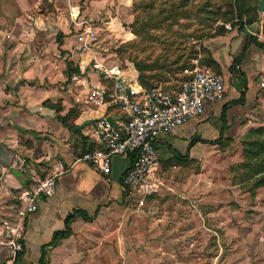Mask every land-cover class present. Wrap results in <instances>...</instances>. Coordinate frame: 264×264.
Segmentation results:
<instances>
[{
    "label": "crops",
    "instance_id": "0c3cea01",
    "mask_svg": "<svg viewBox=\"0 0 264 264\" xmlns=\"http://www.w3.org/2000/svg\"><path fill=\"white\" fill-rule=\"evenodd\" d=\"M75 5L79 8L78 20H85L94 32L101 28L94 20L107 19L103 23L106 24L133 15L132 0H0V264H116V261L124 264L126 258L122 252L114 254L106 244L105 225L111 222L114 213L121 211L124 196L120 178L128 166V158L112 156L106 175L89 163H72L79 152L98 148L93 133L95 119L102 115L112 121L123 119L115 105L86 104L82 97L84 88L80 91L77 88V94L65 89L70 73L104 86L107 92L111 88L109 79L85 67L92 58L104 60L101 51L105 47L100 46L99 40L85 52L76 50L75 32L79 27L68 15ZM249 34L252 33L246 27L235 28L205 42L223 79V98L208 105L203 118L160 135V153V146L164 145L181 154L187 149V158L201 160L207 146L228 147L247 129L261 124L264 95L259 80L264 77V50L248 44L240 62L232 63ZM11 53L15 54L13 58ZM121 68L124 74L137 79L131 65ZM241 93L242 103L231 104ZM226 104V129L220 142L196 141L187 148L192 136L201 139L219 136L222 125L219 115ZM55 116H68L65 122L71 128L87 120L92 123L72 131ZM56 161L62 162L67 170L57 177L55 193L38 196L36 209L25 212V204L17 196L34 187L35 181L48 174ZM10 196L16 197L18 204H7ZM75 209L93 215L92 219L74 214L68 223L70 233L49 245L53 231L63 230L64 217ZM101 220H105V225ZM18 232L22 235L18 239L21 256L15 260L8 241ZM110 234H117L119 244L122 243L118 229Z\"/></svg>",
    "mask_w": 264,
    "mask_h": 264
},
{
    "label": "rangeland",
    "instance_id": "374dc122",
    "mask_svg": "<svg viewBox=\"0 0 264 264\" xmlns=\"http://www.w3.org/2000/svg\"><path fill=\"white\" fill-rule=\"evenodd\" d=\"M258 1L132 0L133 15L106 24L107 19L94 20L101 24L95 36L108 64L137 63L155 81L179 83L198 68L218 73L205 42L235 29L237 20L264 41V0L261 11ZM180 66L185 69L177 73ZM259 86L264 95V77ZM241 137L225 148L207 146L201 160L178 161L161 145L156 192L141 205L124 199L108 225L100 222L111 251L122 252L124 264H264V185L251 192L235 183ZM10 197L7 204H18ZM114 229L121 232V244L110 234Z\"/></svg>",
    "mask_w": 264,
    "mask_h": 264
},
{
    "label": "built area",
    "instance_id": "2783aa9c",
    "mask_svg": "<svg viewBox=\"0 0 264 264\" xmlns=\"http://www.w3.org/2000/svg\"><path fill=\"white\" fill-rule=\"evenodd\" d=\"M78 12L79 8L75 5L70 8L68 15L72 23L79 27L75 32L76 50L85 52L93 47L96 36L85 20H78ZM32 24L35 26L36 22ZM87 66L111 81L110 90L107 92L104 86L70 73L66 91L76 92L77 88L79 91L84 88L82 97L86 104L115 105L122 112L123 119L112 123L103 115L95 119L93 133L99 143L98 148L79 152L72 163H89L106 175L110 171L112 156L127 157L128 166L120 178L123 196L126 201L141 205L144 198L155 193L161 184L156 175L160 165L159 136L172 133L190 120L203 118L207 106L223 98L222 76L206 68H198L177 89L165 90L160 85L145 87L136 78L124 74L121 67L108 64L103 59L92 58ZM65 170L67 168L63 163L56 161L48 174L35 181L34 187L23 190L17 196L25 204V212L36 209L38 196L49 197L55 193L56 179ZM20 233L11 236L8 241L12 256L21 250L18 241L22 237Z\"/></svg>",
    "mask_w": 264,
    "mask_h": 264
},
{
    "label": "trees",
    "instance_id": "16d2710c",
    "mask_svg": "<svg viewBox=\"0 0 264 264\" xmlns=\"http://www.w3.org/2000/svg\"><path fill=\"white\" fill-rule=\"evenodd\" d=\"M236 24H238L236 26V29L240 30L242 28L243 23L240 20L239 21L237 20ZM262 34L264 36V16H263V22H262ZM248 44L254 45L257 49L264 50V41H259L255 37L246 36L245 45H243L240 53L233 58L232 60L233 64H238L240 62L243 56V52ZM211 60L213 63V59ZM134 68L138 71L137 81L145 87L160 85L165 90L177 89L180 83L189 77V76L187 77L183 76L179 83L164 85L163 82H159L158 80L157 81L153 80L154 78L153 76H155L154 73H151L149 75H143V73H141L140 71L142 70V67H140L137 63L134 64ZM183 69L185 68L180 66V67H176L175 70L178 73V71L183 70ZM242 101H243V96L241 93V95L237 99L232 101L231 104L242 103ZM227 106L228 104L222 107V110L219 115V118L222 124L219 136L214 139H201L198 136H192L188 141L187 148L190 147L196 141L201 142V143H208V144H216L220 142L221 134L226 129L224 125V109ZM70 114L71 112L69 111L68 115ZM67 117L68 116H64V117L55 116V118L64 127L70 129L71 127L67 125V123L65 122ZM240 145H241L242 161L236 165L238 166L239 171L236 174L235 183H237L238 185H243L245 190H249L253 192V190L256 189L257 187L264 185V126L251 127L247 129L245 133L242 135V137L240 138ZM169 149L171 153L173 154L174 158H176L178 161L186 160L188 157L187 149L183 154L179 153L178 151H176L175 149L171 147H169ZM74 214L81 216L85 220H91L93 216V215L87 216L86 213L80 209L73 210L72 213H69L64 217V220H63L64 229L53 231L52 238H51V241L49 242V245L54 244L57 241V239L65 237L70 233V228L68 226V223L72 219ZM20 256H21V252L20 251L16 252L15 260H18ZM39 262H43V260L40 259Z\"/></svg>",
    "mask_w": 264,
    "mask_h": 264
},
{
    "label": "water",
    "instance_id": "95a60500",
    "mask_svg": "<svg viewBox=\"0 0 264 264\" xmlns=\"http://www.w3.org/2000/svg\"><path fill=\"white\" fill-rule=\"evenodd\" d=\"M257 9L258 10H262L263 9V3L262 0H259L258 4H257ZM107 121L112 123V120L110 117H106ZM92 123V120H87V121H83L77 125H75L74 127H72V131H79V129H81L82 127H84L85 125H89Z\"/></svg>",
    "mask_w": 264,
    "mask_h": 264
}]
</instances>
